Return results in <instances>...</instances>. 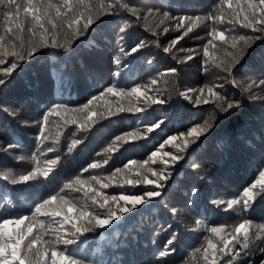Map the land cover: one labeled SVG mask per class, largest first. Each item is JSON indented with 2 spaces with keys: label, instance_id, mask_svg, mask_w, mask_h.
I'll use <instances>...</instances> for the list:
<instances>
[{
  "label": "trees",
  "instance_id": "trees-1",
  "mask_svg": "<svg viewBox=\"0 0 264 264\" xmlns=\"http://www.w3.org/2000/svg\"><path fill=\"white\" fill-rule=\"evenodd\" d=\"M52 2L64 11L63 0ZM111 2L117 7L115 13L108 15L107 10L105 14L97 12L99 0H83L82 3L73 0V7L91 16L94 23L83 35H73L75 28L68 29L65 24L57 35L58 43L63 47L56 48L40 47L39 31L35 37L28 33L30 16H26L23 7L20 17L14 20V8L0 5L3 50L26 54L31 47L38 48L33 56L24 60L4 55L5 64L0 65L3 68L10 67L12 62L18 64L11 75L5 76L0 71V78L5 79L0 85V218L31 216L37 203L55 195L69 181L74 182L73 189H65L61 195L71 199L77 209L91 204L84 194L89 188L109 196L142 195L144 191L159 190V197L105 227L82 234L71 245H57L58 250L65 248L67 254L83 260L84 264H210L212 251L205 252L208 241L220 243L221 237L232 232L237 223L250 219L249 248L243 250L234 264H264V231L258 227L264 224V194L257 197L247 213L239 206L225 211L227 201L238 198L243 188L253 184L259 178V171L264 170V86L259 83L264 80V38L257 39L246 50L241 62L233 69L232 77H227L216 67L225 60L226 52L233 51L230 47L232 36L264 34L239 26L232 30L228 21L232 19L233 9L237 8L235 0L232 8L221 4V0ZM18 3L24 5V0H18ZM239 7H246L243 0ZM149 8L160 9V12L149 14ZM8 11L13 12L12 18L6 17ZM164 12L170 17L199 16L201 20L197 22L198 26H193L191 33L171 46L170 42L182 35L186 27L177 30L176 21L164 18ZM209 14L222 17L223 23L213 24L206 19ZM243 15L241 13V20ZM19 19L24 20V29L13 36L6 29H15ZM56 22L60 23L59 20ZM46 27L50 25L46 24ZM213 27L225 32L228 43L215 42V46H209V57H204L203 47L212 38L209 33ZM165 28L169 29L167 33ZM45 38L50 44V38ZM141 43L143 46L139 50L131 51ZM165 47H171V51L165 53ZM189 55L193 57L191 60L186 59ZM116 59L120 60L119 65L115 63ZM171 68H176V73H169ZM233 79L235 84L231 83ZM221 83L224 87L218 90L228 99L239 101V107L228 115L220 114L213 103L197 102L198 98L208 97L206 88L200 92L205 85ZM113 85L126 91L141 85L146 96L140 103H135L134 97L130 101L106 95L95 102V110L102 112L107 104L116 115L95 117V123L82 129L80 125L87 113L70 110L79 109L92 96H99ZM147 97L162 99L164 103L147 107L143 102ZM55 104L66 105L67 109L58 110L59 116H50L49 124L45 125L48 140L41 144L37 140L40 133L36 122L42 120ZM121 106L144 108L145 111L118 112ZM13 112L16 114L12 115ZM73 119L77 120L76 124L70 123ZM153 121H163V124L148 133L147 128ZM208 124L212 125L208 131L181 153L184 158L167 166L165 175L170 173V177L164 181V188L125 185L121 190L117 185L122 184L125 177L135 178L137 167H133L130 174L125 171L111 181L107 179L130 160H146L168 136L185 133L178 141L183 146L185 138L193 139L187 137L190 128L207 127ZM125 133L132 135L113 143L116 136L124 137ZM137 135L138 138L133 139ZM73 139H79L81 143L69 153L68 145ZM10 144L14 145L11 149L8 148ZM49 147L54 151L48 152ZM164 152L177 154L172 144L165 145L155 163L150 161L140 169L149 179L155 177L147 171L148 167L157 172L165 168ZM57 156L60 159L48 178L38 176L28 183H11L12 179L18 180L20 174L37 165L46 167L44 161ZM105 160L107 164H104ZM96 162L101 164L99 169L84 171ZM5 175L8 180L3 179ZM78 175L85 181L83 185L75 184ZM92 176L102 178L101 183L110 186L102 189L90 179ZM77 187L80 191L75 190ZM120 204L123 205V201ZM98 211L106 213L107 208ZM40 219L48 226L46 230L42 228L47 232L44 239L54 237V229L59 225L43 215L37 217ZM221 225L224 229L219 236L210 232L212 227ZM69 230L70 226H65L66 238H73ZM173 237L174 242L167 249L170 254L160 257L159 253L166 250L167 241ZM41 247L47 248V245ZM240 247L237 245V249ZM217 260L218 264H226V259L217 256Z\"/></svg>",
  "mask_w": 264,
  "mask_h": 264
},
{
  "label": "snow or ice",
  "instance_id": "snow-or-ice-1",
  "mask_svg": "<svg viewBox=\"0 0 264 264\" xmlns=\"http://www.w3.org/2000/svg\"><path fill=\"white\" fill-rule=\"evenodd\" d=\"M80 3L83 0H79ZM246 7H239L241 4V0H235L237 8L233 9L231 15L232 19L228 21V23L232 26V30H235L237 26L243 29H252L253 32H259L264 34V0H243ZM7 5L9 9L14 8L15 10V18L20 17L21 8L23 7V12L26 16H30L28 19V24L30 27L27 29L28 33L35 37L37 32H40L41 40L40 47H63V45L58 43L57 35L59 34L60 29L66 24L68 29L75 28V32L73 35H83L91 25H93L94 21L91 16H86L83 12H80L77 7H73V0H63L64 11H62L61 7L53 4L52 0H24V5L18 3V0H0V5ZM221 4H227L229 8L233 7V0H221ZM117 5L112 3L109 0L108 3H105V0H99V7L97 8V12L100 14H105V10H107V14L111 15L115 13ZM134 11V10H133ZM160 12V9H148L149 14H157ZM241 13H244L243 19H240ZM6 17L12 18L13 12L8 11ZM166 19H172L176 21L177 30L186 27V31L183 32L182 35L177 36L173 39L170 44L171 46H175L179 40L183 39L184 36L188 35L193 31V26H198L197 22L201 20L199 16H180V17H170L168 12H164L162 14ZM97 19H99V15H97ZM207 20L213 22V24L223 23L222 17H216L209 14L206 17ZM59 20L60 23L56 21ZM83 21V23H81ZM163 23V21H162ZM50 25V27H46ZM24 29V20L19 19L18 22L15 23V29L8 28L6 31L8 33H12L13 36L16 32L22 31ZM123 31V30H122ZM169 31L168 28L164 29V32L167 33ZM212 37L207 40V43L203 47V55L204 57H209V46H215V42H223L225 44L228 43L226 40L224 31H217L215 27H213L212 32L209 33ZM47 36L50 38L51 43L49 44L48 39L45 38ZM264 38V35H238L231 37L230 47L233 51L226 52L225 60H221L216 67L227 74V77L233 76V69L241 62L242 58L245 55L247 49H249L252 44L257 40ZM4 40V36H0V42ZM141 44H137L134 48L131 49L132 52L139 50L142 47ZM67 51V49H64ZM38 51L36 46H33L26 52H7L3 50L2 44H0V65L5 64V60L3 59L4 55H11L16 57L18 60H24L28 57H31ZM121 52L124 50L121 49ZM165 53L171 51V47H165L163 49ZM193 57L189 55L186 59L191 60ZM115 63L117 65L120 64V60L116 59ZM207 63V61H205ZM18 67L16 62H12L10 67L0 68V71L4 73L5 76L11 75L13 70ZM176 68L169 69V73H176ZM226 77V78H227ZM5 83V79L0 78V85ZM155 84V80L152 81ZM231 83L235 84L236 81L233 79ZM260 85L264 86V80H261ZM224 84L221 83L219 85L213 84L211 86L205 85L204 88L200 89V92L203 93L205 88L207 89V98H198V103H213L215 108L218 110L220 114L228 115L231 114L239 107V101L234 99H228L222 92L218 89H223ZM194 91V90H189ZM111 94L113 96L127 98L132 101V98H135V103H140L142 98L146 96V92L141 91V85H136L129 90H125L123 88H117L116 85L108 87L104 89V91L99 93V96H92L87 103L83 104L79 109H74L70 111H77L80 113H87L83 117V123H81L80 127L82 129H87L90 124L95 123V117L105 118L116 115V112L112 110L110 105L105 106L104 111L97 112L95 110L96 103L101 98H104L106 95ZM181 95H187V93H181ZM150 101V103H149ZM144 104L147 107H151L152 105L163 104L164 101L162 99L158 100L154 97H147L145 99ZM60 109H67L66 105L63 104H55L44 114L42 120L37 121L36 123L39 125V133L40 135L37 137L39 143H43L48 140V136L45 134V125L49 124L50 116L53 114L59 116ZM118 112H144V108H133L129 107L125 109L124 107H119L117 109ZM16 113L13 112L12 115ZM68 123V121H66ZM72 124H76L77 120L73 119L70 121ZM151 126L147 128L148 133H152L154 129L160 128L163 124V121L160 122H150ZM212 125L208 124L207 127H192L187 132V137H192V140L187 138L183 141V146L178 143L180 138L185 137V133H179V136L172 135L168 136L166 140L160 144L159 148L156 151L151 152L146 160L136 161L130 160L123 167L115 169L114 172L111 173L107 179L109 181L115 179L118 174L127 171L129 174L132 172L133 167H137L138 170L136 172L135 178H127L125 177L122 180V184L117 185L123 190V186H131L135 188L137 185H156L158 189L164 188V181H167L170 177V173L165 175V170L167 166L170 164H174L176 162L181 161L184 157L181 153H184L188 148L190 143H193L196 138H199L202 133L207 132L208 128ZM132 135L131 133H125L124 137L116 136L114 144L118 141H121L125 137ZM137 136H134L133 139H137ZM81 140L73 139L71 143L68 145V152L71 153L78 145H80ZM172 144L176 150L177 154L173 155L172 152H164L163 153V164L165 168H162L157 172L151 167L147 168V171L152 173L155 177L154 179H149L147 175H144L140 169H143L145 166L149 165V162L155 163L156 158L160 156L161 151L164 149L165 145ZM14 145H8V148H13ZM54 149L49 147L48 152H53ZM108 151V149H105ZM166 157V158H164ZM21 160L24 158L21 157ZM60 159L59 156L56 159H49L44 161L46 167L41 168L39 165L33 167L30 171H27L25 174H20L17 179H12V184H17L19 182L28 183L37 179L38 176L48 178L50 173L53 172L54 167L57 164V161ZM108 161L105 160L104 164H107ZM101 167L100 162H96L88 165V168L84 169L87 172L89 169H99ZM194 167H198L194 165ZM3 179L8 180V176L5 175ZM92 181L101 185L102 189H107L110 185L107 183H101L102 178L97 176H92L90 178ZM85 181H82L80 176L75 177V184L83 185ZM74 182L69 181L68 183L63 185V188L57 192L55 195H49L47 199H44L42 203H37L35 205V211L32 212L31 216L18 215V216H10L8 218H0V264H84L83 260H77L76 256L67 254L65 248L64 250H58L57 245H71L75 242V240L84 233L91 232L95 228L105 227L112 223L114 220L119 219L123 214L132 211L138 206L147 203L149 200L159 197L161 192L159 190H149L144 191L142 195H106L99 190L89 188L86 191L85 197H88L91 200V204L87 205L86 208L77 209V206L71 199H69L66 195H61L65 189H73ZM256 189V191H254ZM76 191H80V188L77 187ZM89 193H92L89 196ZM264 194V170L259 171V178L250 186L243 188L242 193L238 198L229 199L227 201V207L225 211L233 210L236 206H239L242 212L247 213V210L252 206L254 202H256L257 197ZM123 201V205L120 202ZM213 203H216L213 201ZM221 204L224 201H220ZM130 205V207L128 206ZM115 206V207H114ZM87 208H91L92 210H86ZM107 208L106 213H102L99 210H103ZM175 211V209H173ZM39 215H43L45 217H49L52 223L58 224L59 227L54 229V237H50L45 240L44 236L47 235L45 231L48 227L45 225V221L43 219L37 220ZM103 216L104 218H101ZM38 225L40 227H38ZM252 225V221L250 219H243L242 222H239L235 225L234 229L230 233H226L223 237H221L220 243H213L211 240L208 241V248L205 250L207 253L210 249L212 251V259L210 264H218L217 256L220 258L226 259V264H234L237 261L239 255L242 254L244 249L249 248V227ZM65 226H70V235L73 238H66V233L64 232ZM261 231H264V224L258 226ZM45 229V230H42ZM35 229V231H34ZM224 229V225L220 227H212L210 232L216 235H220L222 230ZM230 236V239H229ZM242 237V243H241ZM175 237L173 239H169L167 241V245L165 246V251H161L159 253L160 257H165L169 255L170 252L167 251L168 246L172 245ZM42 245H47V248L42 249ZM237 245H241L239 249H237ZM235 249V251H233ZM50 250V256H49ZM174 251V249H172ZM199 251V249H197ZM205 259H208L207 254L205 255Z\"/></svg>",
  "mask_w": 264,
  "mask_h": 264
},
{
  "label": "bare ground",
  "instance_id": "bare-ground-1",
  "mask_svg": "<svg viewBox=\"0 0 264 264\" xmlns=\"http://www.w3.org/2000/svg\"><path fill=\"white\" fill-rule=\"evenodd\" d=\"M13 92V91H12ZM14 93V92H13ZM16 95V94H15ZM3 120V119H2Z\"/></svg>",
  "mask_w": 264,
  "mask_h": 264
}]
</instances>
